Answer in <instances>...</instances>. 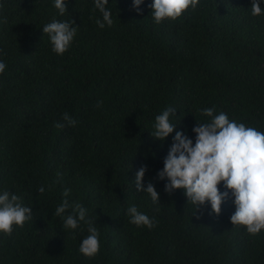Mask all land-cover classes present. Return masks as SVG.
I'll return each instance as SVG.
<instances>
[{
	"label": "trees",
	"instance_id": "trees-1",
	"mask_svg": "<svg viewBox=\"0 0 264 264\" xmlns=\"http://www.w3.org/2000/svg\"><path fill=\"white\" fill-rule=\"evenodd\" d=\"M53 3L0 0V192L33 211L23 228L0 234V264H264V230L253 237L232 227L231 199L219 216L208 204L195 211L182 190L166 194L167 181L157 179L175 131L195 142L204 108L264 132V15H251V0H201L195 12L157 25L151 0L139 15L132 0H109L114 23L101 29L94 0H67L63 16ZM53 18L77 28L60 56L42 32ZM169 107L176 128L161 142L151 134ZM141 166L159 204L135 189ZM65 188L98 229L94 258L78 251L87 224L63 230L54 214ZM133 205L155 227L131 224Z\"/></svg>",
	"mask_w": 264,
	"mask_h": 264
},
{
	"label": "clouds",
	"instance_id": "clouds-1",
	"mask_svg": "<svg viewBox=\"0 0 264 264\" xmlns=\"http://www.w3.org/2000/svg\"><path fill=\"white\" fill-rule=\"evenodd\" d=\"M201 0H151L147 5L151 9L153 22L157 25L166 21L171 23L187 12H195ZM109 0H94L93 11H98L102 18L95 20L101 29L114 23L112 12L107 7ZM144 0H132V8L139 15L140 5ZM264 0H251V15H264ZM53 7L60 16L67 12V0H54ZM7 24V17L3 18ZM72 20L60 21L55 18L42 27L48 35L52 51L60 56L66 53L76 36L77 28ZM7 65L0 61V74ZM100 101L97 107L101 106ZM175 108L169 107L155 117L154 132L151 136L163 142L174 132L176 125L170 120ZM201 114L207 122L197 123L192 128L195 142L183 131H175L172 143L163 160V168L157 172V179L167 182L164 192L171 195L175 190H182L186 203L194 206L195 211L205 204L210 205L211 213L219 216L221 206L231 199L235 211L229 220L232 227L245 226L246 233L255 237L264 230V132L255 127H248L230 119L220 111L216 114L215 106L204 108ZM62 119L68 126H75L77 121L67 112ZM55 127L65 124L57 122ZM146 166H141L135 173V189L145 192L152 203L159 204V194L154 184L149 181L145 187L143 179ZM225 189L220 191L218 185ZM44 193V186L38 188ZM71 190L65 188L64 199L55 208V215L63 221V230L75 231L81 222L87 224L88 235L82 239L78 251L86 258H94L100 252L99 232L94 221L87 219L88 210L80 203L70 202L67 198ZM127 215L130 223L137 227H155L153 219L138 211L136 206H129ZM33 220L31 207L23 206L21 197L7 189L0 192V234L11 236L14 227L23 228L26 222Z\"/></svg>",
	"mask_w": 264,
	"mask_h": 264
}]
</instances>
